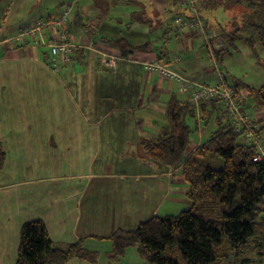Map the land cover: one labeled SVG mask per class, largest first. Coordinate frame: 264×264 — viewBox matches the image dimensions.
I'll return each instance as SVG.
<instances>
[{"label": "crops", "instance_id": "crops-1", "mask_svg": "<svg viewBox=\"0 0 264 264\" xmlns=\"http://www.w3.org/2000/svg\"><path fill=\"white\" fill-rule=\"evenodd\" d=\"M70 1L64 23L55 19L65 9L59 2L56 16L34 18L28 26L36 30L23 39L19 27L0 36V264L15 263L25 221H43L58 247L81 240L87 250L105 244L111 252L108 236L157 215L162 200L185 195L180 168L154 162L138 143L155 139L168 125L171 96H188L144 65L159 60L199 82L213 83L204 75L217 79L219 67L211 65L201 35L172 24V0ZM182 6L178 0L186 16ZM119 37L131 46L124 55L108 43ZM64 41L73 45L69 59H47L44 49ZM223 52L216 53V62ZM103 54L118 58L114 69L99 64ZM237 90L243 99L249 96L238 81ZM257 106L255 116L244 110L263 132L264 110ZM195 118L198 127L203 120L197 112ZM186 123L192 128L191 120ZM205 131L199 127L187 152Z\"/></svg>", "mask_w": 264, "mask_h": 264}, {"label": "trees", "instance_id": "trees-1", "mask_svg": "<svg viewBox=\"0 0 264 264\" xmlns=\"http://www.w3.org/2000/svg\"><path fill=\"white\" fill-rule=\"evenodd\" d=\"M243 1L249 20L226 30L224 24L232 18L226 13L228 17L220 22L216 8L226 12L224 3L242 5ZM172 6L175 14H181L178 0H172ZM204 9L213 12L206 17V29L218 31L209 30L213 40L220 39L224 44L214 50L215 59L217 52L228 51L239 38H244L254 50L253 36L242 35L245 28L256 30L264 47V0H203L198 12L205 18L201 14ZM108 43L122 55L130 46L123 37ZM247 90L264 110V85ZM196 112L189 101L171 96L166 108L168 125L155 139L138 143L143 154L154 162L172 169L181 167L189 207L176 214L152 215L135 228L117 230L107 238L115 253L122 254L127 247L135 246L146 264H225L231 257L246 260L247 253H255L264 261V162L252 160L254 147L239 140L214 101L201 103L197 113L207 126L212 124L211 119L216 125L205 140L187 152L193 129L185 119L195 117ZM209 155L220 158L219 168L205 161ZM3 158L0 144V167ZM94 255L81 240L56 246L43 221L29 220L20 226L14 264H67L73 258L85 260Z\"/></svg>", "mask_w": 264, "mask_h": 264}, {"label": "rangeland", "instance_id": "rangeland-1", "mask_svg": "<svg viewBox=\"0 0 264 264\" xmlns=\"http://www.w3.org/2000/svg\"><path fill=\"white\" fill-rule=\"evenodd\" d=\"M66 1L71 2L70 0H0V16L4 12V10H6L7 12L5 16V22L0 23V26L6 30L5 32L0 31V36L14 34L18 27H19V30L24 29L34 20V18L40 19L48 14H53V13L56 16V9L60 8L59 7L60 5H58L59 2H65L64 5L61 7L67 8ZM220 1L221 0L217 2L220 3ZM224 4L227 6V9H228L226 10V12L220 8H216L215 12L218 15H222V17L220 18V22L222 23L224 22L226 17H228L227 14L231 16L232 19L230 21H227L224 24L225 25L224 27L226 30H229L232 27L233 28L240 27L244 22H247L249 20L248 16L250 14L247 13L245 10L246 9L244 6L246 5L245 1L242 2V5H238L236 4V2H231L229 4L224 3ZM70 7L71 6H69V8ZM217 10L219 13H217ZM59 12L62 13V10L60 9ZM60 14L58 13V17H56L55 19L59 18ZM69 14L70 12L68 10V13L66 14L64 19H61L62 20L61 22L64 23V21L67 20ZM213 32L217 33L218 31L217 32L213 31ZM242 35L253 36V38L255 39L254 50L253 49L251 50L249 44L244 40V38L236 39L234 44L229 47V50L226 52H223L224 54L221 60L218 59V61L216 62L219 67L218 70L222 72V75L225 77V79L229 83L235 84V82L238 81L240 82V86L243 87L244 89L259 88L260 86L264 85V47L258 40V32L256 30L254 31L252 29L245 28ZM24 37L25 36H23L22 39ZM44 51L45 52L47 51V59L54 56L50 52V50L44 49ZM253 52H256V53L254 54ZM104 55L106 54H103V56ZM211 65L215 66L214 63L213 64L211 63ZM167 66L169 67L168 64ZM153 74L157 75L156 73H153ZM202 77L205 78L206 82L207 81L214 82L215 80L213 79V77H208L206 75ZM215 78H216V75H215ZM256 100L257 98L254 95H249V96L245 95V98L244 99L242 98L245 108L248 109L249 112H252L254 116H255L254 111L258 107ZM190 120H191L192 129H193V131L190 134V139H191L190 141H194L196 140V136L198 137L199 127H204L206 129L202 137V141L205 140L207 136L210 134L211 129L214 127L213 126L214 120L211 119L210 123L212 124H209L208 126H204V123L202 122L201 125L198 127H196L197 118L187 116L185 121L189 122ZM262 136L264 138V122H263ZM204 159L206 162L211 163L217 168L221 166L220 165L221 160L216 155H209L205 157ZM167 168L172 169L170 167H167ZM177 168H180V171H181V167H177ZM169 195L170 197L173 196V194H169ZM173 197L176 198L173 201L171 199H166L164 201L162 200L160 202L157 213L155 212L154 214H157L159 216H163L166 214L168 215L176 214L179 211L189 207V203H187V199L184 194H176ZM261 207H264V205H262ZM94 252H95V255L93 256V258L89 257L85 260L81 259L80 262H74V263H72L71 261L69 262V264H146V262H144L139 257L135 246L127 247L122 254H119V253H115L114 250L112 249H111V252H109L105 244H102L101 246L99 245L98 250L97 251L94 250ZM245 258L246 260H244V258H240L237 260L229 258V260L225 264H264V261L261 260V258L258 257V255L254 253L245 254ZM75 261H78V260H75Z\"/></svg>", "mask_w": 264, "mask_h": 264}, {"label": "built area", "instance_id": "built-area-1", "mask_svg": "<svg viewBox=\"0 0 264 264\" xmlns=\"http://www.w3.org/2000/svg\"><path fill=\"white\" fill-rule=\"evenodd\" d=\"M198 0H180L184 5L187 15L177 14L172 18V24L183 31H189L201 35L208 54L212 58L215 66L216 59L214 50L224 46L220 39L213 40V34L206 29L204 18L200 16L197 6ZM61 13V12H60ZM59 13V14H60ZM68 9H62V13L56 22L64 19ZM190 14V16H189ZM62 23V22H61ZM35 26L25 27L22 29L18 37L22 38L26 34L35 31ZM72 46L69 41L50 44V52L61 59L67 61ZM99 64L110 69L115 68L117 57L113 55H102L99 58ZM145 69L148 72L156 73L159 77L167 78L178 84V89L187 94L190 103L199 111L201 103L216 102L221 108V113L230 124L233 132H235L242 143L250 144L254 147L252 160L256 162H264V138L260 131L259 125L254 123L250 115L245 112L242 97L237 90L235 84L229 83L222 75L221 71L217 72V79L213 83H203L192 80L183 74L170 69L167 63L153 60L145 63Z\"/></svg>", "mask_w": 264, "mask_h": 264}, {"label": "bare ground", "instance_id": "bare-ground-1", "mask_svg": "<svg viewBox=\"0 0 264 264\" xmlns=\"http://www.w3.org/2000/svg\"><path fill=\"white\" fill-rule=\"evenodd\" d=\"M175 15H177V14H175ZM175 15H174V16H175ZM174 16H173V17H174ZM173 17H172V18H173ZM203 18H204V17H203ZM204 22H205V24L207 25V18H206V17L204 18Z\"/></svg>", "mask_w": 264, "mask_h": 264}]
</instances>
